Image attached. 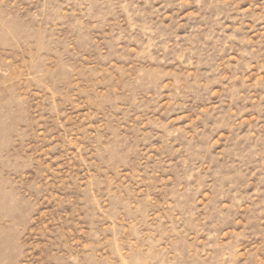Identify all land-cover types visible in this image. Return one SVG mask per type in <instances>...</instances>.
<instances>
[{
  "label": "rangeland",
  "instance_id": "obj_1",
  "mask_svg": "<svg viewBox=\"0 0 264 264\" xmlns=\"http://www.w3.org/2000/svg\"><path fill=\"white\" fill-rule=\"evenodd\" d=\"M0 264H264V0H0Z\"/></svg>",
  "mask_w": 264,
  "mask_h": 264
}]
</instances>
